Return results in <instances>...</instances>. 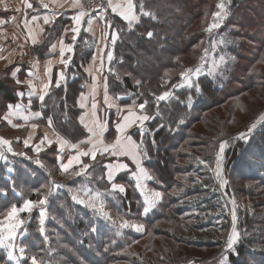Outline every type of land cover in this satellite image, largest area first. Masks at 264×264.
I'll list each match as a JSON object with an SVG mask.
<instances>
[{
	"label": "trees",
	"instance_id": "trees-1",
	"mask_svg": "<svg viewBox=\"0 0 264 264\" xmlns=\"http://www.w3.org/2000/svg\"><path fill=\"white\" fill-rule=\"evenodd\" d=\"M246 1L249 0H229L228 19L218 30L220 35L228 38L229 49L235 59L227 61L219 75L199 77L191 88L177 89V85L183 81L180 73L201 62L204 55L201 49L193 63L187 59L190 54L194 56L198 44L201 43L204 50L209 48L212 36L209 38L205 29L212 22L218 0H136L138 15L143 5L144 10L153 13L155 19L140 15L139 22L134 23L131 29L118 18L113 19L118 40L106 74L108 89L124 105H130L134 100L138 104L147 101L144 113L152 118L147 121L146 130L136 127L132 137L140 144L143 165L152 177L150 187L163 194L162 201L145 216L142 195L127 173L116 180V183L126 186L127 192L120 194L110 190L107 164L115 159L97 155L93 160L87 156L84 164L89 165V182L98 192L106 195L104 199L109 202V209L118 212V216L127 214L130 221L144 224L145 230L114 229L113 223H106L97 213H91L73 201L71 194L63 192L51 197L46 210L45 232L36 233L37 220L41 219L40 211L32 212L31 216L24 215L30 233V237L24 241L27 256L40 255L43 264H120L125 259L127 261L129 256H134L141 263L145 261V264H221L225 256L226 264H264V123L248 141L231 137L225 150L227 197H232L231 191L238 192L236 179L240 176L245 183H253L245 193L250 198V206L255 208L253 213L237 209L236 230L239 239L231 250L227 249V237L232 226L229 212L231 202L215 186L204 160L182 168L179 160L183 155L178 153L180 147L190 139L191 128L196 120L202 118L204 110L216 103L220 102L221 105L234 99L244 90L264 88L261 84L264 77L260 78L261 69L253 70L257 64L264 67V42L257 43L259 51L257 48L254 51L244 40V34L250 38L253 36L252 31L246 28L243 33L242 25L238 22L237 13ZM263 16L255 14L259 20ZM200 21L204 25L197 31L189 32ZM68 23L64 18L58 19L53 29L47 30L44 43L32 48L33 56L44 60L54 36L60 35L61 29ZM148 32L153 34L151 38ZM88 61L84 49L79 47L72 64L64 70V84L56 86V71L51 92L41 106L45 117L53 118L56 131L74 144L90 137L88 129L81 123L83 110L78 105L89 79L84 73ZM10 82L8 84L0 79V137L12 140L13 148L19 153L22 147L14 143L19 132L13 131L3 120L6 104L8 106L19 101L18 91L14 90L19 86H13L12 82L10 86ZM165 91L171 95L167 100L157 102L155 97ZM109 127L105 139L111 141L116 137L112 120ZM191 147L196 148L197 145ZM49 148L52 156L49 158L47 149L39 159L45 163L47 161L45 165L52 173L49 166L53 163L57 167L58 147L52 145ZM11 159L16 165L13 177L8 178L4 172L6 168H0V209L38 200L41 194L45 195V187L51 185L53 188L55 184L51 182V175L43 170L30 166L16 156ZM205 160L209 161L208 158ZM76 170L79 171V168L71 171ZM186 177H189L187 182L193 185L174 195L176 189H181L180 183L185 184ZM84 182L79 177L75 183L79 187ZM38 192L42 193L37 195ZM190 209H195L196 214L186 215ZM0 219H3L2 214ZM160 238L174 244L161 242V247H166L163 251L157 244ZM177 246L216 252L209 258H193L188 251L175 255ZM0 264H12L2 251Z\"/></svg>",
	"mask_w": 264,
	"mask_h": 264
},
{
	"label": "crops",
	"instance_id": "crops-1",
	"mask_svg": "<svg viewBox=\"0 0 264 264\" xmlns=\"http://www.w3.org/2000/svg\"><path fill=\"white\" fill-rule=\"evenodd\" d=\"M28 2L33 4V8L29 9L26 6L25 0H0V78L3 74L2 70H5L6 76L11 80L12 85L19 86L17 96L19 101L16 104H8L12 105L15 108L16 105H21V115L20 116H11L9 117L12 120L13 124L21 125L20 127L14 128L8 124L6 120H4L9 127L15 131L20 132L22 130H28L29 136H32V139L29 141V146L25 147L24 138L19 136V133L16 135V139L14 143L19 145L20 147L24 148V152L18 153L13 148V141L11 144L12 152L7 151L5 147H0V154L3 156L6 155L8 160L11 162L12 156H16L17 158H23L26 162L34 163L40 167L41 170L46 169V165H43V161L40 158L42 152L46 151L50 146L57 145L58 147V158H57V167L59 172L60 164H67L68 160L73 156L78 154V151H87L91 148V145L86 143L89 139H92L91 133L90 137L80 143L74 144L64 138L61 134H59L53 124V120L51 118L46 119V124L42 125L41 122L44 120L43 109L41 108L43 101L46 97L49 96L51 89L54 84V76L55 72L58 71V78L57 83H59V87L64 84V80H60V73L63 72L64 77L65 73L64 70L69 68L72 64L73 60L77 55V50L79 47L83 48L87 59L89 61L84 67V73L89 78L85 92L80 96L78 99V105L83 102L85 104L83 110V114L81 117L84 118L83 125L86 124L92 125L94 120H98L99 124H103L104 131H103V140L105 144H112L117 136L119 135L116 131L117 123L122 122V118L125 115H128V110L133 109L138 113L140 110L134 101L130 105H124L121 103V99H117L113 97L108 89L107 85V72L109 71L110 65L113 61L107 59L109 54L113 57L114 46L118 39H116L115 44L111 43V38L113 35L118 36V30L113 24V19L118 18L121 22L128 25L126 21H124L118 15L112 13L111 9L107 11V13L102 14L100 13H91V30H89L88 20L90 17L86 16L80 26L79 34H75L71 31L73 27H75V22L73 17L78 14L80 9L72 8L69 6L70 0H57V3H53V0H44L45 3L49 4V8L45 9L40 6L38 0H28ZM136 4V0H133ZM58 3H63L64 7H58ZM84 3L85 8L88 9L89 0H82ZM137 5V4H136ZM89 10V9H88ZM138 14V7L136 8ZM55 13V15H53ZM49 16L51 19V23L45 24L43 17ZM104 16L102 19L101 16ZM36 19H33V18ZM64 18L69 21L68 26H65L61 29V34L54 36L51 46H49L48 56L44 60H39V58L33 56L32 48L37 45H42L47 38L46 33L48 29H53L54 25L57 23L58 19ZM110 24L111 27H107ZM27 25V26H26ZM29 29L32 30L33 34L36 36L37 43L35 45L32 44L31 39L29 38L28 32ZM43 29V31H41ZM104 33H107V37H104ZM76 36V39L73 40V36ZM63 40L66 45H72L73 51L71 53H65L63 59L68 61L67 64H62L61 55H60V41ZM53 45H55V49L53 50ZM49 61H51V84L48 88L47 94H44L43 85L48 83L49 81ZM22 62L24 64H22ZM102 64V67H101ZM23 65V68H22ZM28 69L27 71H24ZM8 73V74H7ZM16 80H19L20 83H16ZM29 82L36 86L35 92L30 96L29 94L32 92V89L29 87ZM95 87V94H93V86ZM20 93H23L21 96ZM44 95V100L41 101L39 97ZM86 97L85 100H81V97ZM95 104V116H93V107L92 105ZM136 104V105H135ZM36 106H38L36 108ZM9 111V107H8ZM8 112L5 113V115ZM33 113H40V116H33ZM4 115V116H5ZM28 116L29 119L25 122L21 117ZM3 116V117H4ZM80 117V120H81ZM51 120V126H49L48 121ZM114 122V134L116 137L108 141L105 139L106 134L108 133L110 127V121ZM40 121V122H39ZM147 123L144 121V124ZM1 124V121H0ZM35 124L38 127L36 128L35 132L32 130V125ZM97 133H99V126H94ZM139 127V124H133L126 132V136H130L133 141L139 146L138 148V156L140 160L139 167L137 166L136 162L131 158V156L126 155H118L113 156L110 153H103L97 152V155H107L110 158L115 159L112 163L107 164V179H108V172L109 170L112 171L113 178L110 182V190L114 193L125 194L127 192V188L124 184L116 183V180L119 177L124 176L126 173L129 175L130 180L135 182V187L139 193L142 195V200L144 203V196L145 193H150L154 191H159L154 188L150 187V183L152 181V177L150 173L146 170L143 165V155L141 153L140 144L132 137V133ZM41 128L42 130V137L36 141L38 136V129ZM43 128V129H42ZM140 128V127H139ZM47 134L48 140L52 141L49 144L47 141L43 145L40 144V141L43 137ZM99 135L96 139H99ZM59 140H64L67 143L65 144L63 150L60 149ZM40 146L41 150L39 153L36 152V147ZM70 145H78V149H73ZM96 155V156H97ZM224 156V154H223ZM87 156H83L80 158L81 163L73 164L71 168H69L68 172L63 173L67 174L75 167L84 166V158ZM90 157V156H89ZM38 158V159H36ZM39 160L40 163H36ZM42 165V166H41ZM45 166V167H44ZM224 166V165H223ZM44 168V169H43ZM140 168H143L148 176L151 179L141 178L139 183L144 186V191L141 190L140 187H137V176L139 175ZM48 172L49 169H46ZM45 171V170H44ZM51 172V171H50ZM62 173V172H61ZM224 173V170H223ZM14 175V174H13ZM51 180L55 182L54 174L51 173ZM56 183V182H55ZM113 185H116L117 188L113 189ZM119 186H123L125 191L120 192ZM160 192V191H159ZM163 198V194H162ZM162 199L156 204H160ZM145 205V203H144ZM146 206V205H145ZM155 206V207H156ZM154 209V208H153ZM112 211V210H111ZM238 241V240H237ZM236 241V242H237ZM235 242V243H236Z\"/></svg>",
	"mask_w": 264,
	"mask_h": 264
},
{
	"label": "rangeland",
	"instance_id": "rangeland-1",
	"mask_svg": "<svg viewBox=\"0 0 264 264\" xmlns=\"http://www.w3.org/2000/svg\"><path fill=\"white\" fill-rule=\"evenodd\" d=\"M218 2H219V0H218ZM209 4H211V2ZM226 5L228 8V13H229V10H230L229 0H226ZM215 11H217V8L215 9ZM237 14H238L237 17L239 19L238 22L240 23V25H242L241 26L242 32L244 33V31L247 28V29H250L252 31L251 34H253V36L251 38H250V36L247 37V35L244 34V36L246 37V39H244L245 44H248L249 46H251V48H253L254 51H256V48H257V52H258L259 51L258 48L260 46L257 43L264 42V16L262 17L263 18L262 20H259V17H255V14L264 15V0L246 1L244 4H242V7L240 8V10L238 11ZM228 15H227V18L224 20L221 27H223L225 21L228 19ZM202 25H204V23H202L201 21L196 23L193 27H191L189 32L199 30ZM219 29H215V30H213L211 35L209 34V38H210V36H212V42H211L209 48L207 49L208 50V56L206 58V62L204 63V65L202 67V71H201L200 75L198 77L192 76L191 86H189L188 83H185L184 81H182V83H180V85H182V86H178L177 89L191 88L193 86L194 82H196L199 77L206 75V74L209 75V73L213 72V61L214 60L219 64L220 57H222V56L225 58V63L227 61H229L230 59H232L233 54L229 49V44H228L229 40L226 36L219 34V32H218ZM220 40H223L224 43L220 44L219 43ZM214 43L216 45L215 47H213ZM201 46H202L201 43L198 44V46L195 49L196 53H194V56H193V54H190L189 57L187 58L190 63L191 62L193 63L194 59L197 58L200 49L202 50V52H204L203 51L204 47L201 48ZM256 55H257V53H256ZM259 56H258V58H259ZM245 62H247V61H245ZM225 63L220 64L219 67L215 69L214 75H210V76L219 75L221 72V68ZM22 64H24V63L22 62ZM199 65H200V63L198 65L197 64L194 65L193 67L191 66L190 68H195ZM22 68H23V65H22ZM258 68L261 69L260 72H261L262 76L260 78L264 77V67L261 64H257L253 68V70H256ZM27 70L28 69H25L24 71H27ZM2 72H3V74L1 75L0 79L2 81L8 82V84H9L10 80L8 81V77L5 74V72H7V71L2 70ZM261 84L264 85V83H261ZM10 86H12L11 82H10ZM15 87H17V86H15ZM12 88H14V87H12ZM14 90L18 91V89H16V88H14ZM134 102L137 105H139L137 100H134ZM219 103H216V104L208 107L206 110H204L203 113H201L202 118H199L198 120H196V122L192 126V128H191L192 130L190 131V139L187 140L186 143L182 147H180V150H178L179 151L178 153L183 155V158H184V159L182 158L181 160H179V165L182 168H187L188 165H190L192 163H196L198 160H204L205 164L208 166V169L210 170L209 173H211L210 175L212 176V179L214 181L215 186L220 189V191L225 195V197H227L228 195L226 194V187H224V186L222 187L220 182L215 180V177L213 174V170H214L216 160H217L216 155L218 154V151H219V145L226 141L227 146L225 147V150L228 149L229 139H231V137H233V136L238 138V137H240L241 133L247 134V139L246 140L243 139V140L248 141L249 137L252 136L257 131L258 127L261 124L264 123V121H260L257 123V121L259 120V117L261 115H264V88H258V89H253V90L247 89V90H244L243 93L240 94L239 96H237L236 98L230 99L228 101H224V103L221 105ZM5 109H6V112H8L7 104H6V107L3 109V111ZM149 117H150V119L152 118L151 116H149ZM44 118L45 119L42 120V122H41L42 125L46 124L45 121L47 118L53 119L52 117H45V115H44ZM253 123H256V127L254 129H251V131H250L251 125ZM144 130H146V123L144 124V127H143V131ZM12 134H14V133H12ZM42 134H43L42 130H41V128H39L38 129V136L39 137L36 139V141H38L42 137ZM19 135L24 137V138H27L29 135V132L27 129L22 130L19 132ZM193 142H199V143L194 144ZM192 145H197V147L192 148L191 147ZM48 150H46L44 152L46 153ZM225 150H224V153H225ZM24 151H26V150H24V148H22V151L19 153H22ZM48 152L50 153V155H49V158H50L52 156V153L50 152V150ZM187 155H189V156H187ZM0 157H3V158H0V168L1 167L6 168V170H4V172L8 176V178L13 177L16 165L14 164V162H11L10 160H8L7 158H9V157H6V155L3 156L2 154H0ZM207 158L209 159V161L205 160ZM19 159H22L23 161H25L23 158H19ZM36 159H38V158H36ZM224 162H225V160H224ZM26 163H28V162H26ZM46 163H47V161H46ZM46 163L43 160V165ZM28 164L32 167H35V168L41 170L40 167L34 163L29 162ZM224 166H225V163H224ZM224 166H223V170H224ZM82 167L83 166L79 167V169ZM45 168L47 169V167H45ZM49 168L52 170V174H54L55 182L56 181H59V182L55 183L51 180L52 184L55 183V184H53V188L51 187V185H49L48 187H45L47 189V191L43 192L45 195L41 194V197L38 200L37 199L36 200H29L35 204L36 202L47 197V201L45 204L33 207L31 213H21L20 214L21 219L24 221V223H23L21 229L18 231L17 239L15 241V243L17 245V249H16L17 255H19V248L20 247H24V249H26V247L24 245L25 244L24 241L30 237V233L27 230L28 221L25 219L24 215L28 214L29 216H31L32 212H34V211H40V212L43 211L45 213V215L43 217L44 223L41 226V223H40L41 219L37 220L36 233H38V232L40 234L42 233L40 231V226L43 227V229H44L43 232H45L46 231V223H47V221H46L47 220V214H46L47 207L49 205L51 197L53 195H57L59 193L68 192L73 197V201H75L77 204H79L81 206L86 207L87 209L90 210L91 213L92 212L94 214L97 213V215L100 218L102 217V219L105 220L106 223H113V221H115V223H113L114 229L120 228L118 226L121 223V219L129 220L127 218V214H124L123 216L122 215L118 216L117 215L118 212L114 213L113 211H111L109 209V202L106 199H104L106 197V195H104V193H102V192L101 193L98 192L95 189V186L89 182V175L87 174V171L89 169V165H88L87 169L81 175H73L72 174L73 172H76L78 170L73 171V172L71 171L68 174H63L61 172H57L58 167H55L53 163L49 166ZM23 169H25V167H23ZM46 169H44L45 171L44 170L43 171L46 172L50 176L51 173L48 172ZM244 169H246V167ZM0 175H1V172H0ZM190 176H191V178L194 177L193 175H189V177ZM79 177L84 179L85 182L81 183L80 186L78 187V184H76L75 182L78 181ZM189 177L184 178L186 181L185 184L181 185V183H180L181 189H176L175 190L176 192H174V195L176 193H181V192L185 191L186 187L188 185H190V186L193 185L191 182H187V179ZM200 180L201 179H199V181ZM252 185H253L252 182H249L247 184L244 181H242L240 176L237 177L236 188H237L238 192L235 193V192L231 191L232 197L231 198H229L230 196L227 197L229 202H231L232 199L235 200V203L237 205V206L235 205V212L237 211V209H240L241 211H249L251 213L255 212V208L250 206V198H248V196L245 193L246 189H248V187L252 186ZM48 188H49V190H48ZM83 190H90L91 194H93V195L95 193L101 194L100 200L104 204L103 210L109 213V215L111 216L110 220L105 218L100 211H97L96 209H93L92 207L89 206V203H88L89 197L85 196L83 194ZM40 193H42V192H38L37 195H40ZM4 194H6V193H4ZM74 197H77L78 199H74ZM78 200H84L85 203H79ZM97 208H99V202H97ZM232 211H233V204L231 202L230 206H229L230 217L232 216ZM187 212H189V213H187L186 215H190V213H191V215L196 214L195 209H190ZM233 224H234V222L232 221V226H231V229L228 233L227 241H228V238L230 237V235L232 233ZM236 224H237V221H235V228H236ZM32 234H33V232H32ZM220 236H222L221 233H220ZM160 240L161 241H157V244L159 245V248L163 251H165L166 247L165 246L161 247V245H160L161 242H166V243H169L171 245L174 244L172 241H169L168 239L165 240V239L160 238ZM141 247L143 248V246H141ZM170 250L174 251V249H172V248ZM0 251L5 252L7 254V252L3 249H0ZM184 251H188V253L191 254V256L193 258H196V257L209 258V257L213 256L214 253L216 252L213 250L211 252H209V251H205L204 249L201 250V249H195V248H186L184 246H177V248L175 247L174 252H175V255H180ZM38 253H40V252H38ZM134 253H136V252H134ZM32 256H34V255H32ZM32 256H27L26 250H25L24 257L21 260V264H24L25 261H27L28 264H31V257ZM36 258L38 261L41 262V264H43V261L40 258V255H36ZM128 258L129 259L127 261H125L126 260L125 259L124 262H122L120 264H145V261H142V263H141L138 261L137 258H134V256H129ZM9 261H11V260H9ZM11 263L15 264L14 261H11ZM226 263H227V261H226Z\"/></svg>",
	"mask_w": 264,
	"mask_h": 264
},
{
	"label": "snow or ice",
	"instance_id": "snow-or-ice-1",
	"mask_svg": "<svg viewBox=\"0 0 264 264\" xmlns=\"http://www.w3.org/2000/svg\"><path fill=\"white\" fill-rule=\"evenodd\" d=\"M39 4L41 7L47 9L49 8V4L45 3L44 0H38ZM26 6L29 9L33 8V4L28 2V0H25ZM53 3H57V0H53ZM58 7H64L63 3H58L57 5ZM69 6L72 8H77L80 9V11L78 12V14H76L73 17V20L75 22V27H73L71 29V31L75 34H79L80 31V26L84 20V18L86 16L90 17L88 20V25H89V30H91V24H92V19H91V13L88 9L85 8L84 3H82V0H70ZM137 5L133 2V0H106V4L105 3H101L99 6L96 5H92V10H96V11H100L102 14L107 13V11L109 9H111L112 13L118 15L119 17H121L124 21H126L128 23L129 28L131 29V27L133 26L134 23H138L139 22V17L140 15L146 16V17H151L153 19H155V16L153 13L149 12V11H145L143 5L140 6V13L139 15L137 14L136 11ZM217 11H215L214 13H212V22L210 23V25L205 29V31L211 35V33L213 32V30L215 29H219L224 20L227 18L228 15V8L226 5V0H219V3H217L216 5ZM53 15H55V13H53ZM101 18L103 19L104 16L102 15ZM33 19H36L35 17ZM44 23L45 24H49L51 23V19L49 16H44L43 17ZM27 26V25H26ZM107 27H111L110 24L107 25ZM41 31H43V29H41ZM29 38L32 41V44L35 45L37 43V39L36 36L33 34L32 30L29 29L28 32ZM104 37H107V33L103 34ZM148 37L151 38L152 37V33L148 32ZM76 39V36H73V40ZM116 39H118L117 35H113L111 38V43L114 45L116 42ZM61 45V49H60V55H61V63L62 64H67L68 61L64 60L63 57L65 55V53H71L73 51V46L72 45H66L64 43L63 40H61L60 42ZM220 44H223L224 41L220 40L219 41ZM215 43L213 44V47H215ZM55 49V45H53V50ZM208 56V50L205 49L204 50V55L201 57V62L200 65L195 67V68H187L184 71H182L180 73V77L181 79L185 82L188 83L189 86H191V78L192 76H199L201 71H202V67L204 65V63L206 62V58ZM112 55L109 54L107 56V59L109 61L112 60ZM232 59L234 60L235 58L232 57ZM225 63V58L222 56L220 57L219 60V64L214 60L213 61V72L209 73V75H214L215 69L219 67L220 64ZM102 67V64H101ZM48 72H49V81L48 83H45L43 85V91L44 94H47L48 88L51 84V61H49V68H48ZM64 74L63 72L60 73V80H64ZM16 83H20L19 80H16ZM139 83V82H138ZM57 87H59V83H57L56 85ZM177 86H182V85H177ZM29 87L32 89V92L29 94L30 96L35 92V88L36 86L34 84H32L31 82H29ZM95 85L93 86V94H95ZM20 95L22 96L23 93H20ZM170 96V92L165 91L163 92V94L158 95L155 97V100L157 102L159 101H165L168 99V97ZM39 99L41 101L44 100V95H41L39 97ZM86 97H81V100H85ZM147 106V101H145L144 103L139 104L138 106H134L138 107L140 109L139 114H137L136 111H134L133 109H129L128 110V115L123 116L122 118V122L117 123L116 125V131L119 134L117 136V138L115 139V141L112 144H105L104 140H103V131H104V125L103 124H99L98 120H94L92 125H88L86 124L85 127L88 129V132L91 133L92 139H89L88 141H86V143L91 145V148H89L87 151H78V154L73 155L69 160L67 164H60V170L62 173H66L68 172L69 168L72 167V165L75 164H79L81 163L80 158L83 156H90L93 160H95L97 152H100L101 154L103 153H110L113 156H118V155H126V156H131V158L136 162L137 166L139 167L140 165V160H139V156H138V148L139 146L136 144L135 141L132 140V138L130 136H126L125 132L133 125V124H139L140 129L143 131V127H144V121H147L148 119H150V117L144 113V109ZM9 111L8 113L3 117L4 120H6L8 122L9 125H11L14 128L20 127L21 125H16L12 123V120L9 118L11 116H20L21 115V109L22 106L21 105H16L15 108H13L12 105H9ZM81 108L85 107V104L82 102L80 104ZM93 116H95V107L96 105L93 104ZM33 116H40V113H33ZM25 122L29 119L28 116L24 115L21 117ZM264 121V115H261L259 117V120L257 121ZM49 126H51V120L48 121ZM81 123H84V118L81 117ZM95 125L99 126V133H97L96 129H95ZM32 130L33 132H35L36 128L38 127L37 125L33 124L32 126ZM256 127V123H253L251 125L250 131L251 129H254ZM99 135V139H96V137ZM239 139H247V134L245 133H241L240 137H238ZM32 139V136H29L27 139L24 140V145L25 147L29 146V141ZM45 141H47L49 144L52 143V141L48 140L47 134H45V136L43 137V139L40 141V144L43 145L45 143ZM67 142L64 140H59V146L60 149L63 150L65 144ZM12 141L5 139L3 137H0V147H5L7 149V151L12 152V147H11ZM227 146V142H223L219 145V151L217 154V160H216V176L220 181L221 186H225L227 185L228 181L223 177V154H224V150L225 147ZM70 147H72L73 149H78V145H70ZM41 150L40 146L38 145L36 147V152L39 153V151ZM3 158V157H0ZM36 163H40L39 160L36 161ZM42 166V165H41ZM88 165H84L82 168L79 169V171L73 172V175H81L83 174V172L87 169ZM113 178V174L112 171L109 170L108 172V179L109 181H111ZM141 178H147V179H151L150 176H148V174L145 172V170L143 168H140V172L139 175L137 176V187H140L142 191H144V186L141 185L139 183V181L141 180ZM113 189H116L117 186L113 185L112 186ZM119 191L120 192H124L125 189L123 186H119ZM83 194L85 196L89 197V206L92 207L93 209H96L97 211H100L102 213V215L107 218V219H111V216L109 215L108 212L104 211V204L103 202L100 200V193H95L94 195L91 194L90 190H83ZM74 199H78L77 197H74ZM162 199V193L159 191H154V192H150V193H145L144 196V203L146 206H144L143 208V214L145 216L148 215V213L155 208L156 204ZM47 201V197H45L44 199L36 202L35 204L32 201H25L22 206H17L16 204H12L10 207L6 208V209H0V214L3 215V219H0V249H3L7 252V258L11 261H14L15 264H21V260L24 257V253H25V249L24 247H20L19 248V255L16 254V249H17V245L15 243L16 239H17V234L18 231L21 229L24 221L21 219L20 214L21 213H31L33 207L45 204ZM79 203H85L84 200H78ZM97 202H99V208H97ZM232 204H233V211H232V219H233V228H232V233L230 235V237L228 238L227 241V249L231 250L233 248L234 243L239 239V233L237 232L236 228H235V221H236V215H235V200H232ZM45 213L43 211L40 212V216H41V225L44 223L43 217H44ZM113 223H115V221H113ZM120 228H130V229H134L137 232H143L145 230V226L142 223H136L134 221H129V220H125V219H121V223L119 225ZM41 232L44 231L43 227H41L40 229ZM227 261V256L223 257L221 264H226ZM31 264H41L40 261L37 260L36 256H32L31 257Z\"/></svg>",
	"mask_w": 264,
	"mask_h": 264
},
{
	"label": "built area",
	"instance_id": "built-area-1",
	"mask_svg": "<svg viewBox=\"0 0 264 264\" xmlns=\"http://www.w3.org/2000/svg\"><path fill=\"white\" fill-rule=\"evenodd\" d=\"M101 3H105L106 4V0H89V6H88L89 11H91L92 13H100V11L92 10V5L94 4L96 6H99ZM216 159H217V155H216ZM223 165H224V160H223ZM215 169H216V164H215V167H214V170H213V174H214L215 180L218 181V182H220L219 179L216 176ZM223 177H224V173H223ZM235 205H236V203H235ZM231 218H232V216H231ZM232 221H233V219H232Z\"/></svg>",
	"mask_w": 264,
	"mask_h": 264
},
{
	"label": "water",
	"instance_id": "water-1",
	"mask_svg": "<svg viewBox=\"0 0 264 264\" xmlns=\"http://www.w3.org/2000/svg\"><path fill=\"white\" fill-rule=\"evenodd\" d=\"M263 123V122H262ZM260 125V124H259Z\"/></svg>",
	"mask_w": 264,
	"mask_h": 264
}]
</instances>
